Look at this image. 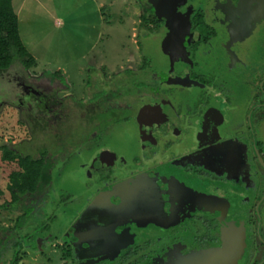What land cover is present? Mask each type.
<instances>
[{
    "label": "rangeland",
    "instance_id": "374dc122",
    "mask_svg": "<svg viewBox=\"0 0 264 264\" xmlns=\"http://www.w3.org/2000/svg\"><path fill=\"white\" fill-rule=\"evenodd\" d=\"M262 1L256 2L252 7L246 4L238 6L228 4L226 7L228 8L225 17L226 29H229L226 40L230 44L234 41L237 47L230 53L229 47H226L225 67L232 69L233 73L234 70L238 71L244 78L248 74L243 65V56L246 57L249 53L242 45L248 39L251 21L259 17L260 11L264 8ZM20 2L21 0H12L14 10H19ZM182 2L184 0H181L180 4L178 2L174 4L173 9L179 5L182 7ZM208 2L209 0H206L199 9L197 3L190 8L184 6L183 12L176 14L174 11L175 14L171 16L174 21L185 23L188 30L193 24L196 26L201 22L206 9L210 6ZM99 3H102V7H98ZM150 4L155 9L158 7L154 2ZM21 7L17 14L19 36L35 59V64L25 68L15 57L10 66L0 72V151L1 146L5 144L17 155H26L34 159L43 158L48 167L45 171L51 176L50 184L45 183L43 186L52 185V188L54 186L57 189L61 188L60 194L75 195L78 189L86 185L85 181L89 183L97 172L105 174L110 169L109 166L113 169L120 168L123 160L130 163L132 157H137L142 152L135 143L137 140L134 139V125H137L139 137L147 138L155 149L157 136L159 138L160 134L167 133L168 129H171V123L178 126L177 118L180 116L174 109L180 94L171 98L166 96L164 90L157 89L163 85L165 70L172 62L174 53H177L179 37L173 36L172 31H169L155 47L144 43L146 45L143 44L142 48H135L132 41L133 33L141 26L154 32L160 29L162 21L169 23L171 19L168 15L157 9L155 13L147 14L146 19L140 22L139 14H136L138 7L132 0H24ZM212 13L211 15H214ZM57 19L61 23L56 24ZM131 26H134V29H131ZM243 31L246 33L241 42L236 38L232 39V34L238 37ZM147 54L153 58L154 70L158 71L153 76L143 77L126 68L129 65L137 68L143 61L141 68L145 69ZM126 56H135L140 60L137 65L129 61L127 63ZM95 62L102 65V68L92 73ZM229 69L224 70L228 75ZM96 74L99 78L111 75L115 78L106 79L101 85H96V92L92 95L96 100L87 109V106H84L87 100L82 98L75 100L69 96L73 93L79 97L81 87L91 82L88 78ZM238 76L236 74L234 78L237 79ZM123 80L126 85L122 86L120 82ZM193 82L196 83V80ZM111 85H115V88L110 89ZM234 86L238 114L248 119L252 107L246 112V100L251 92L243 82H237ZM90 89H85V97L91 95L93 89L91 91ZM256 93L259 94V102L264 100L261 92ZM41 95L49 96L55 104L52 110L56 118L48 120L49 115L42 108L44 100L41 99ZM217 97L222 98L218 94ZM47 105L51 106L48 102ZM155 112H158V115H155ZM259 113H264V105L254 109L251 115L253 123L254 117ZM220 119L223 118L220 114L218 116L217 112H207L192 129L194 140L206 144L204 150L198 153L197 159L194 160L200 169L207 173V185H204L203 178L201 185L193 181L187 182V185L178 180L176 185H185L186 196L183 205H187V208L183 213L178 212L177 208L170 212L168 205H162L166 202L171 206L170 200L179 199L180 196L177 194H182L183 189L179 192L171 188L176 181V167L160 165L158 172H155L156 175L154 173L155 176L147 174L142 179L146 185H135V191L127 192L119 203L91 201L84 204L83 200L75 203L73 208L76 207L81 213L75 229L88 230L89 236L74 244L72 259L77 264H143L139 254L129 253L130 248H126L127 246L141 245L139 253L158 250L164 242L170 243L173 236L177 238L178 234L179 237L180 234L183 235V231L178 229L190 226L193 216L201 219L212 217L223 221L230 212H233L237 219L245 218L251 207L249 201L251 199L248 196L253 193L256 180L264 179V167L258 164L257 174L253 172L245 134L221 140L220 136L225 135V132H222L223 121ZM248 124L243 126L247 131ZM214 140L215 148L209 149ZM95 143H98V146ZM255 145L260 150L261 144ZM175 150L180 152V148ZM78 151L87 158L86 163L91 160L90 168L84 166L85 162H80ZM210 151H213L212 156L220 157L215 163L211 161L214 164L207 162ZM233 156L238 157L240 165L236 166L237 160L234 161V166L233 162L230 165ZM68 158L69 161H65ZM98 160L102 161L98 169H95L94 165ZM9 168L10 166L0 158V190L3 188ZM161 178L163 188L167 185L169 190H155L152 187L154 180ZM262 186L264 187V184L258 188L256 196L261 194ZM53 194L55 195V192L48 194L45 190L42 197L32 198L31 215L33 214L34 222L32 225L25 224V228L31 230L30 232H37L38 224L45 221L49 211L53 212L55 208L53 203L51 204V198L55 197ZM263 195L264 193L261 197ZM36 210L41 217L34 215ZM261 211L263 212L262 209ZM18 214L19 212L11 211L9 207L0 206V225L12 227ZM263 220L262 217V228ZM127 223L132 225H126ZM220 223L222 224L221 221ZM25 228L24 225L21 229L17 228L19 236L26 232ZM11 229L8 231L12 232ZM52 230L60 232L59 228L52 227ZM110 232H118V236L109 237ZM94 234L104 237L97 239ZM262 240L264 241V237L255 241L259 249L261 246L264 249ZM175 242L178 243L169 244H173L169 252H174L169 259L184 255V260H190L189 258L197 254L181 253L180 243H184L182 238ZM27 244H29L27 240H23L22 253L24 250L37 251ZM145 244L147 247L143 246ZM101 251L103 253L99 255ZM169 252L166 254L167 257L171 255ZM31 254L33 255V252L26 256L23 253L19 264L43 263L41 255L34 260ZM160 257L161 254L156 256L158 264H162ZM258 257L257 253L253 259ZM149 259L151 261L153 257ZM182 259L183 257L179 260Z\"/></svg>",
    "mask_w": 264,
    "mask_h": 264
},
{
    "label": "flooded vegetation",
    "instance_id": "af4514ba",
    "mask_svg": "<svg viewBox=\"0 0 264 264\" xmlns=\"http://www.w3.org/2000/svg\"><path fill=\"white\" fill-rule=\"evenodd\" d=\"M132 1L138 7L136 14H139L140 22L143 21V19H146L147 14L155 13L157 9L161 13L168 15L171 19L169 23L162 21L160 23V29H157L154 32L148 31L145 27L141 26L138 31L133 33L132 41L135 48H142L144 43H147L148 46L150 44V47H155V44H159V42L167 36L169 31H172L171 33L173 36L179 37L177 38V53H174L172 62L169 63L168 68L165 70L166 75L163 77V85L157 89H160L161 91L164 90L166 96L171 98L180 94L179 101L174 109L177 112V115L180 116L177 118L179 121L178 126L172 125L171 123V129H168L167 133L164 132L160 134L159 138L157 136L155 149V147L148 142L147 138L142 139L141 136L139 137L137 125H134V128L136 129H134V139L137 140L135 143L138 144V147L139 149L141 148L142 152H140L137 157H132L130 163L128 160H123L122 167L120 168L115 167L113 169V167L111 168L109 166L110 169L105 174L103 173L101 175L97 172L96 175L93 176L94 178L90 179L89 183L85 181L86 185H83L82 188L78 189L75 195L60 194L61 188L57 189L55 186L52 188V185L46 187L45 190L48 194L55 192V195L53 194L55 197L51 198V204L53 203L52 205H54L55 208L53 209V212L49 211L45 221L38 224L37 232L34 233L30 232L31 230H28V237L26 238L29 243L27 245L32 246L34 250L37 249V251L32 252H40L41 257L46 259V264H77L75 260L72 259L74 244L80 243L79 241L81 239L89 236L88 230L75 229V225L78 224L80 220L79 217L81 216V213L80 210L76 209V207L73 208V206L76 205L75 203L79 200H83L84 204L91 201H95L96 203H104L107 201L111 203H119L127 192L135 191V185H146L142 179L147 176V174H150V176L153 177L154 173L158 172V167L160 165H167L168 167L175 166V178L177 180L180 179L181 182H185L187 185L190 181H193L197 185H201V182L203 181L202 178L204 179V185H207V173L200 169L198 163L194 160L197 159L198 153L204 150V145L206 144L196 142L198 140H194L192 130L196 125L195 123H197V121L201 119V116H204L207 112H217L218 116L220 114L221 118H223L220 119L221 122L223 121V123H221V129L222 132H225V135L221 134V140L235 138L238 134L241 136H244L242 134H245V143L252 159L251 166L254 173L257 174L258 172V164L264 167V134H262L264 129V113L257 114V116L254 117V123L251 119L254 109L264 105V100H260L261 102H259V94L256 93L257 91L261 92L264 97V8L260 11V16L255 17V20L251 21V31L247 34V41L242 45V47H245L244 50H247V53H249L248 56H243V65L246 68L245 72L248 74L247 77L244 78L238 73V71L233 69V73L232 69L230 70L229 67H225L226 47H229L228 53L237 47L234 41L230 44L226 40V36L229 35V29H226L227 23L225 21L228 11V8H226L227 5L238 6V4H246L252 7V5L254 6L256 2H261V0H244V2H240V0H209L208 4L210 6L206 9L207 11L204 13L201 22L197 23L196 26L193 24V27L188 30L185 23L183 24L180 21H174L171 15L175 14V12L176 14L183 12L184 6L190 8V6L193 7L195 3H197V9L202 8L201 4H204L206 0H184V2H182V7H179L180 5H175L176 7L174 9V4L177 2L180 4L181 0H154L158 6L156 9L152 7L148 0ZM262 2L264 3V0ZM197 12L198 11H196V13ZM212 12L214 15H211ZM261 16L263 17L261 18ZM119 20L121 21L122 18ZM132 28L134 29V26H131V29ZM245 33V31L239 33L238 37L232 34L231 37L233 40L236 38L241 42ZM150 47H148V49ZM138 55L139 54H137V56ZM125 60H127V63L129 61L130 63H135L137 65L140 59L138 60L135 56H126ZM181 63H183V65H180ZM145 64V69L141 68V66H143V61L139 63L137 68H133L131 65L126 68L143 77L148 75L150 77V75L153 76L154 73L158 72L154 70L155 64L151 55L147 54ZM101 66L102 65L98 62H95L92 73H96L102 68ZM225 68L230 70V75L226 74L224 71ZM112 74H114V72H112ZM236 74L239 75L237 79L234 78ZM111 78L115 77L111 75L99 78L98 74L89 77L88 80L90 79L91 82H87L81 87L82 92H80L79 97L74 96L73 93H71L69 97H73L75 100L80 98L87 100L84 106H87V109H89L90 105L96 100L92 97L93 93L96 92V85L99 86L106 79L109 80ZM125 78L126 77H121V79ZM174 78L175 80L179 79V82H173L172 80ZM194 80H196V83L193 82ZM237 82L247 84V87L251 92L248 94V99L246 100V112L249 110V107H252L250 110L251 112L247 116L248 119L245 118L246 116H242V114L239 116L238 114V100L234 90V85ZM120 85H126V82L123 80L120 82ZM109 87L110 89H114L115 85ZM86 88L93 89L92 91L90 89L91 95L86 96L87 99L84 96ZM65 89L69 90L68 88ZM217 94L222 98H218ZM35 96L37 97V95ZM56 98L60 99V97ZM41 99L44 100V102H42V108L48 113V120H50V118H56L54 117V112L52 110L53 106H55L53 101L49 99V96L41 95ZM47 102L50 103V107H48ZM154 114L158 115V112H155ZM247 124L249 125L248 131L243 128V126H247ZM212 143L214 144L211 145L209 149L215 148L216 141L214 140ZM255 143L261 144L260 150H258ZM97 144L96 146H98ZM175 148H180V152H177ZM77 154L78 157H81L80 162H85L84 166L90 168L91 160L86 163L87 158L82 156L83 153L78 151ZM89 155L90 153H88V157ZM103 158L104 156L101 159ZM218 158L220 157L211 158L208 156L207 162L212 164L211 161L214 160V162H216ZM232 158L233 161L237 160L235 156ZM69 159L70 158L65 161L68 162ZM101 161L102 160H98L95 163V169H98L97 167L100 166ZM233 161L231 159V163ZM238 162L236 163V166H238ZM236 173L238 174V170ZM162 181L163 178L154 180L152 187H154L155 190H169L167 185L163 188ZM48 184H50V182ZM263 184V178L256 180L255 189L253 190V193H251L252 195L250 194L248 196L251 199L249 200L251 207L249 208L247 216L242 220L234 217L235 213L233 212H230L229 216H226V219L223 221L222 219L218 220L217 218L212 217L201 219L193 216V222L190 226L178 229L183 231V235L180 234L179 237L178 234L177 238L173 236L170 243H178L175 241H180V238H182L184 243H180L181 253L187 254L188 252H197L196 255L189 258L190 260H184V255H182V260H179L182 257L178 256L169 259L174 253L169 252L170 247L173 246V244L169 245V242H164L158 250H151L143 253L138 252V249L140 250L141 247L139 244H132L126 248H130L129 253H133L134 255L139 254L141 262H144L143 264H158L156 256H160V254V261L162 264H181L182 262L183 264H264V249L261 245V249L258 248V245H255V241L258 238L264 237V227H261L262 217L264 218V195L261 197V194L264 193L263 186L261 194L256 196L258 188ZM184 187L185 185H171L173 191L180 192V189H183V193L177 194L180 196L179 199L181 200L175 198L170 200L173 209H171L170 203H162L164 206L168 205L167 208L170 212L177 208L178 212L183 213L187 208V205H183L186 196ZM44 191L36 198L38 199L42 197ZM30 197L29 204L32 205V198L35 197ZM11 211H17L19 214L21 213L16 209H11ZM31 213L32 209L29 218L26 220L29 223L33 221V214L31 215ZM18 215H16V217ZM34 215L41 217L37 210ZM126 225L131 226L132 223H127ZM43 226L46 228H42ZM52 227L59 228L60 232H54ZM94 235L97 239L104 237L100 234ZM108 236L117 237L118 232H110ZM261 243L264 245V241ZM143 246L147 247L146 244ZM125 252L126 251H124V253ZM167 252L171 254L169 257L166 255ZM102 253L103 251H101L99 255ZM257 253L259 254V257L253 259L254 255L256 256ZM24 255H26V253H24ZM123 256L126 257L125 254ZM149 257H153V259L150 261Z\"/></svg>",
    "mask_w": 264,
    "mask_h": 264
},
{
    "label": "trees",
    "instance_id": "16d2710c",
    "mask_svg": "<svg viewBox=\"0 0 264 264\" xmlns=\"http://www.w3.org/2000/svg\"><path fill=\"white\" fill-rule=\"evenodd\" d=\"M15 57L25 68L35 64V59L20 39L18 17L11 0H0V72L5 71ZM0 158L10 166L3 188L0 190V206L21 212L15 218L12 227L0 225V264H19L23 255L22 243L28 237L25 224L32 225L34 222L26 221L32 209V205L29 204L30 196L39 197L48 186L43 184H48L51 176L45 171L48 167L43 158L34 159L26 155H17L5 144L1 146ZM23 225L27 230L19 236L17 228L21 229ZM45 226L42 228L45 229ZM11 228L17 231L14 232ZM9 229L13 233L9 232Z\"/></svg>",
    "mask_w": 264,
    "mask_h": 264
},
{
    "label": "crops",
    "instance_id": "0c3cea01",
    "mask_svg": "<svg viewBox=\"0 0 264 264\" xmlns=\"http://www.w3.org/2000/svg\"><path fill=\"white\" fill-rule=\"evenodd\" d=\"M23 1L24 0H21V2H20V4H19V10L18 11H16V10H14V8H13V10H14V12L16 13V14H18V12L19 11H21V3H23ZM34 1H36V0H34ZM11 2H12V0H11ZM98 7H102V3H99L98 4ZM18 17V16H17ZM59 23H61V21L60 20H58L57 19V23L56 24H59ZM208 156H210L211 158H213V157H215V156H212V152H210L209 154H208ZM235 159V158H234ZM237 159V162H238V157L236 158ZM213 162H214V160H212ZM232 161H233V158H232ZM215 163V162H214ZM214 163H212V164H214ZM232 163H230V165H231ZM238 164H239V162H238ZM233 165H234V161H233ZM177 182H178V180L176 179V181L174 182L175 184L174 185H176L177 184ZM30 252H32V251H28V250H24V252L23 253H26V255H28ZM41 253L40 252H35V253H33V255H32V257L34 258V260L35 259H37V258H39V255H40ZM25 255V256H26ZM41 260L43 261V263L42 264H46V259H44L43 257H41Z\"/></svg>",
    "mask_w": 264,
    "mask_h": 264
},
{
    "label": "water",
    "instance_id": "95a60500",
    "mask_svg": "<svg viewBox=\"0 0 264 264\" xmlns=\"http://www.w3.org/2000/svg\"><path fill=\"white\" fill-rule=\"evenodd\" d=\"M149 2H154V0H148ZM155 3V2H154ZM172 79V78H171ZM173 82H179V79L175 80V78L172 80ZM260 160V159H259ZM261 161V160H260Z\"/></svg>",
    "mask_w": 264,
    "mask_h": 264
}]
</instances>
